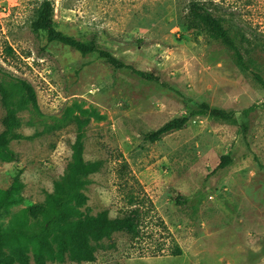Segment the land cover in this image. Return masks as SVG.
Masks as SVG:
<instances>
[{
    "label": "rangeland",
    "instance_id": "1",
    "mask_svg": "<svg viewBox=\"0 0 264 264\" xmlns=\"http://www.w3.org/2000/svg\"><path fill=\"white\" fill-rule=\"evenodd\" d=\"M43 1L0 0V132L2 84L25 81L37 97L20 112L30 138L12 141L0 159V187L17 182L3 226L54 191L83 133L85 159L103 161L85 189L91 214L121 216L143 198L142 236L115 233L93 262L47 264H264V0H50L57 28L97 34L158 81L34 32ZM193 3L221 21L245 65ZM203 102L236 120L196 115L159 142L145 139ZM227 154L233 162L221 168Z\"/></svg>",
    "mask_w": 264,
    "mask_h": 264
},
{
    "label": "trees",
    "instance_id": "2",
    "mask_svg": "<svg viewBox=\"0 0 264 264\" xmlns=\"http://www.w3.org/2000/svg\"><path fill=\"white\" fill-rule=\"evenodd\" d=\"M53 12L54 3L44 0L38 18L32 23L34 32L44 31L49 41L73 47L84 56L96 53L115 68L132 69L146 80L158 81L152 73L136 69L101 46L97 34L83 39L63 32L57 28ZM191 12L201 15L217 36L236 52L238 60L246 64L228 30L208 7L193 3ZM1 99L6 112L2 119L4 129L0 132V159L6 158L12 141L30 138L19 131L22 125L20 112L37 103L33 86L25 81L2 84ZM206 114L222 120H236L234 110L212 108L203 102L191 113L175 117L159 129L149 132L145 139L159 142L164 135L184 128L192 117ZM84 150V135L80 133L73 144L72 159L66 167L65 175L55 183L54 191L47 195L45 201L28 207L29 215L21 217L22 222L10 228H5L0 220V264H30L29 251L37 264L62 262L66 259L77 263L93 262L96 260L98 246L105 239H112L115 233L125 232L133 239L142 236V226L147 217L143 198H132L131 206L121 216L112 217L107 209L91 214L85 189L90 182L89 176L102 168L103 161H87ZM230 156H221V168L232 164ZM15 183L13 180L3 188L0 187V216L8 205L16 201L13 190ZM181 253L178 247L174 251V254Z\"/></svg>",
    "mask_w": 264,
    "mask_h": 264
}]
</instances>
